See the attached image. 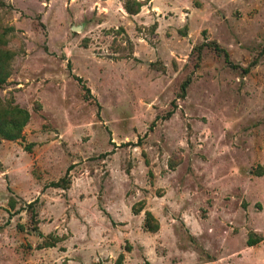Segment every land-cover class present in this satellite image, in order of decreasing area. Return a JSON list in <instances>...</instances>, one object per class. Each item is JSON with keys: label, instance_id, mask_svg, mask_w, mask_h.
<instances>
[{"label": "rangeland", "instance_id": "1", "mask_svg": "<svg viewBox=\"0 0 264 264\" xmlns=\"http://www.w3.org/2000/svg\"><path fill=\"white\" fill-rule=\"evenodd\" d=\"M0 24L30 113L0 139V264H264V0H0ZM211 41L231 64L195 66Z\"/></svg>", "mask_w": 264, "mask_h": 264}, {"label": "trees", "instance_id": "2", "mask_svg": "<svg viewBox=\"0 0 264 264\" xmlns=\"http://www.w3.org/2000/svg\"><path fill=\"white\" fill-rule=\"evenodd\" d=\"M122 3L123 9L129 15L137 14L142 5H144L149 0H120ZM13 31L12 26H3L0 24V88H3L8 82V78L11 74V63L15 55V51L8 46V33ZM205 45H209L212 49L224 56V59L227 63L231 64L229 59L228 52L220 46L217 42H203L199 45H196L193 49L196 52L195 57V66H198L201 61V51L202 47ZM75 78L82 82L81 78L75 76ZM189 84V78L184 80L181 84V92L184 94L186 87ZM82 89L84 90V96L87 98L90 96V90L85 84H81ZM30 119L29 111L19 106L14 102L11 98L10 100H3L0 98V139H5L9 141H15L22 138L23 128L28 123ZM69 179L61 178L57 182H53L52 185L59 186L62 188H67L69 186ZM138 207H133L132 211L134 214H138L143 209V204L139 202ZM29 211L32 218L33 230L37 232V234L42 237V241L37 244L39 249L45 247H54L56 244L62 240V237L48 234L43 235L39 230L37 224V213L32 204H29ZM143 227L145 230L150 232H156L159 229L158 220L153 216V214L149 211H145V217L143 221ZM254 232H249L248 238L246 240L248 246H252L263 238L261 236H253ZM124 259L123 253H120L115 260V264H122Z\"/></svg>", "mask_w": 264, "mask_h": 264}]
</instances>
